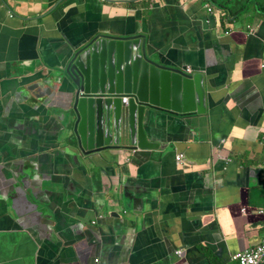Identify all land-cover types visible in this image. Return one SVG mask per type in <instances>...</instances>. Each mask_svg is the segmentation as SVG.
Masks as SVG:
<instances>
[{
  "label": "water",
  "instance_id": "1",
  "mask_svg": "<svg viewBox=\"0 0 264 264\" xmlns=\"http://www.w3.org/2000/svg\"><path fill=\"white\" fill-rule=\"evenodd\" d=\"M62 1L32 20L34 33L25 31L18 58L0 59V123L10 113L22 114L21 132L38 139L40 148L33 153L36 168H49L50 177L43 175L27 190L34 206L60 209L64 204L78 218L63 232L70 234L69 240L60 241L52 228L38 238L18 219L11 198L8 211L13 217L9 212L8 225L7 209L0 205V264L11 261L6 250L17 264H139L137 247L144 246L143 211L149 202L136 201L128 189L131 163L140 154H150L174 172L178 155H183L181 161L186 158L184 141L208 133L203 126L212 95L209 83L218 81L220 69L229 74L237 66V59L226 55L232 23L247 20L252 9L264 17V0H214L213 14L203 6L204 20L213 30V48L204 50L205 56L195 64L156 50L142 22L121 15L107 19L103 9L92 4L85 5L78 18L69 7H60V14L47 22ZM126 2L134 5L131 12L147 14L144 0ZM247 2L246 10H241ZM232 82L229 77L215 87L229 89ZM215 142L211 135L217 149ZM102 172L105 179L92 180ZM42 183L51 186L42 188ZM39 185L44 194H39ZM1 189L0 185V203ZM26 235L31 237L28 243L14 239ZM103 249L102 260L96 262ZM176 257L181 264L182 255Z\"/></svg>",
  "mask_w": 264,
  "mask_h": 264
},
{
  "label": "crops",
  "instance_id": "2",
  "mask_svg": "<svg viewBox=\"0 0 264 264\" xmlns=\"http://www.w3.org/2000/svg\"><path fill=\"white\" fill-rule=\"evenodd\" d=\"M59 1L0 0V59L18 58L25 31L35 27L32 20L51 12ZM111 1L63 0L46 21L56 18L60 7H69L78 18L86 11L85 5H95L103 9L107 19L121 15L142 22V29L150 32L155 49L174 60L186 57L190 64H195L205 56L204 50L213 48V30L204 20L203 0H180L177 5L172 0H144L148 11L142 15L131 12L134 5L126 4L127 0ZM248 4L241 10H246ZM261 15L252 9L247 20L232 23L233 34L226 38V55L237 59L236 70L228 74L220 69L215 75L218 81H210L212 95L203 126L209 131L200 139L184 141L181 146L186 158H176V170L173 172L163 160H152L150 154H140L131 163L128 189L136 201L140 198L149 202L143 211L147 222L146 231L141 233L144 246L137 247L139 264H180L176 257L179 251L181 264H238L240 253L260 243L264 233V215L260 214L264 211ZM229 77L233 79L229 89L215 87L221 86L224 79L226 83ZM211 135L215 136L217 149L212 146ZM93 177L105 179V174ZM193 202L200 205L195 207ZM206 207L208 212H202ZM14 239L19 243L29 241L24 237ZM101 252L105 254V249L98 251L97 259L102 260ZM6 254L11 261L4 264H17L14 255L7 250Z\"/></svg>",
  "mask_w": 264,
  "mask_h": 264
},
{
  "label": "flooded vegetation",
  "instance_id": "3",
  "mask_svg": "<svg viewBox=\"0 0 264 264\" xmlns=\"http://www.w3.org/2000/svg\"><path fill=\"white\" fill-rule=\"evenodd\" d=\"M25 110L26 113H31L29 110L27 111V108ZM11 121H14L16 125L10 123V126H8ZM23 122L22 114L15 115L10 113L6 120L0 123V130L6 129L0 136L2 150L0 154V185L2 186L1 193L4 197L0 205L7 209L5 219L7 220L10 212L8 211V202H12L11 198L14 197L13 207L16 208V212L19 215L18 219L30 225L38 238H41L46 229L52 228L59 235L60 241L63 237L69 240L70 234L66 236L63 232H66L68 223H71L78 216L71 215L64 204L61 205L60 209L57 207L50 209L48 204H46V209L34 206L37 203L34 204L31 196H27V190L32 186H37L43 175H45V178H49L50 176L47 173L50 172L49 168L46 171L36 168L35 161H37V157L33 153L40 148L38 139L34 135L27 136L21 132V124ZM32 125L35 126L36 124L32 122ZM33 129L35 130V127ZM39 170L43 174H40ZM92 178L96 180L94 177ZM46 186L49 187L51 185L49 183L41 184L42 188ZM38 189L39 194L45 193L40 189V185ZM45 199L47 200V197ZM11 216L13 217L12 214ZM82 217L86 219L85 215ZM24 238L31 239L27 235ZM96 262H98V259Z\"/></svg>",
  "mask_w": 264,
  "mask_h": 264
},
{
  "label": "built area",
  "instance_id": "4",
  "mask_svg": "<svg viewBox=\"0 0 264 264\" xmlns=\"http://www.w3.org/2000/svg\"><path fill=\"white\" fill-rule=\"evenodd\" d=\"M204 6L207 11L211 14L215 13L216 8L214 5V0H203ZM190 69V68H189ZM261 69L264 70V63L261 66ZM126 97L122 98V103H126ZM183 155H178L177 159L180 160ZM245 212V211H244ZM260 214L264 215V211H260ZM181 255V252L177 253ZM238 264H264V233L261 237L260 243L256 248L246 250L245 252L240 253L237 256Z\"/></svg>",
  "mask_w": 264,
  "mask_h": 264
},
{
  "label": "trees",
  "instance_id": "5",
  "mask_svg": "<svg viewBox=\"0 0 264 264\" xmlns=\"http://www.w3.org/2000/svg\"><path fill=\"white\" fill-rule=\"evenodd\" d=\"M263 63H264V62H260V67L262 66Z\"/></svg>",
  "mask_w": 264,
  "mask_h": 264
},
{
  "label": "rangeland",
  "instance_id": "6",
  "mask_svg": "<svg viewBox=\"0 0 264 264\" xmlns=\"http://www.w3.org/2000/svg\"><path fill=\"white\" fill-rule=\"evenodd\" d=\"M103 3H107V2L104 1ZM247 3H248V2H247Z\"/></svg>",
  "mask_w": 264,
  "mask_h": 264
}]
</instances>
